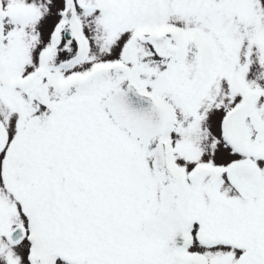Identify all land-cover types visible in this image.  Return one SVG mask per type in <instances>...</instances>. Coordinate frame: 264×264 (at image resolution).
Masks as SVG:
<instances>
[{
    "label": "snow or ice",
    "instance_id": "1",
    "mask_svg": "<svg viewBox=\"0 0 264 264\" xmlns=\"http://www.w3.org/2000/svg\"><path fill=\"white\" fill-rule=\"evenodd\" d=\"M0 264H264V0H0Z\"/></svg>",
    "mask_w": 264,
    "mask_h": 264
}]
</instances>
